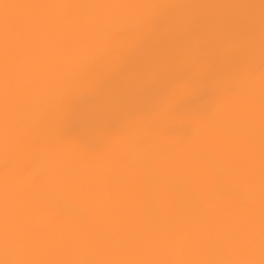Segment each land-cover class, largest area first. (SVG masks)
<instances>
[{
  "label": "clouds",
  "instance_id": "9594fccd",
  "mask_svg": "<svg viewBox=\"0 0 264 264\" xmlns=\"http://www.w3.org/2000/svg\"><path fill=\"white\" fill-rule=\"evenodd\" d=\"M0 264H264V0H0Z\"/></svg>",
  "mask_w": 264,
  "mask_h": 264
}]
</instances>
